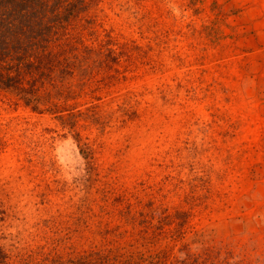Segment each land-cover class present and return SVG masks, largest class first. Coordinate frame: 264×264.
<instances>
[{
    "label": "rangeland",
    "instance_id": "rangeland-1",
    "mask_svg": "<svg viewBox=\"0 0 264 264\" xmlns=\"http://www.w3.org/2000/svg\"><path fill=\"white\" fill-rule=\"evenodd\" d=\"M102 1L87 16L105 19L131 60L75 112L96 107L104 128L71 130L0 97V246L36 250L43 222L99 213L109 185L147 212L187 213L211 264H264V0ZM180 223L166 242L151 232L154 248L180 256Z\"/></svg>",
    "mask_w": 264,
    "mask_h": 264
},
{
    "label": "trees",
    "instance_id": "trees-1",
    "mask_svg": "<svg viewBox=\"0 0 264 264\" xmlns=\"http://www.w3.org/2000/svg\"><path fill=\"white\" fill-rule=\"evenodd\" d=\"M102 2L0 0V97L65 124L68 120L71 130L80 120L104 128L96 107L75 112L81 99L97 100L95 95L113 81L126 79L128 66L120 69L131 60L129 44H121L105 19L87 16ZM6 147L0 137V152ZM97 192L99 213L81 207L69 222H43L36 250L0 246V264H211L208 234L187 228V213L147 212L127 190L119 193L109 185ZM1 197L0 228L7 217ZM85 202L91 204L90 199ZM175 220L181 223L170 238L180 256L171 244L154 248L155 238L162 242L165 227Z\"/></svg>",
    "mask_w": 264,
    "mask_h": 264
}]
</instances>
